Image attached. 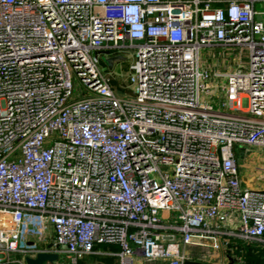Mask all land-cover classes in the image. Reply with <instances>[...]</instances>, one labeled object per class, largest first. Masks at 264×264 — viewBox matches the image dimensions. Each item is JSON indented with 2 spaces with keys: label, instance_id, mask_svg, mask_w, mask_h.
<instances>
[{
  "label": "built area",
  "instance_id": "2783aa9c",
  "mask_svg": "<svg viewBox=\"0 0 264 264\" xmlns=\"http://www.w3.org/2000/svg\"><path fill=\"white\" fill-rule=\"evenodd\" d=\"M133 54L115 84L101 58ZM251 145L264 0H0V264L101 244L118 264H182L189 245L264 258V187L235 151ZM28 215L50 247H22Z\"/></svg>",
  "mask_w": 264,
  "mask_h": 264
},
{
  "label": "rangeland",
  "instance_id": "374dc122",
  "mask_svg": "<svg viewBox=\"0 0 264 264\" xmlns=\"http://www.w3.org/2000/svg\"><path fill=\"white\" fill-rule=\"evenodd\" d=\"M132 49H130L131 51ZM208 59L211 61L212 57L208 56ZM134 60V54L128 55L123 59H120L118 62L115 63L114 67H109L108 63L104 60V58H101V64L102 66H104V69H108V70H112V71H116L114 76V82L115 84H119V83H128L129 82V78L124 79V74L128 73L131 69L129 67L130 63ZM242 60H247V55L245 53H243L242 56ZM74 82L75 79H74ZM235 151L239 152V148H235ZM246 157L247 160L254 166H259L260 164V160L259 158H262V156L264 155V146H257V145H251V146H246ZM256 170V169H255ZM260 170L257 168V172H259ZM40 223H38V221L35 219L34 216H27L23 226H22V231H21V245H23L22 247H26L27 245H29L31 248L33 246V244H36V246H43L44 244H47L48 242L52 241V233L50 230L49 225H47V227H45L44 229L39 228V230L37 229V227H39ZM44 225V224H43ZM100 246H105L108 247L106 244H101ZM115 248V247H113ZM186 251H187V255L189 256V258L191 257H195L194 259H201L207 262H215L217 260V258L215 257L216 255V249L211 248L209 246L207 247H201V246H193V245H189L186 247ZM220 254L221 256L224 255L225 250L224 249H220ZM13 255V254H12ZM14 255H19V253H15ZM96 255H86L83 259V262H94L95 264H98L97 262L99 260H101L100 257H97ZM244 258V257H243ZM80 260V261H81ZM110 262L115 260V256L110 257ZM56 262H44L43 264H68V259L65 257L64 253H60L58 258L55 259ZM226 261V260H225ZM228 261V260H227ZM237 264H246V262H239ZM264 264V263H262Z\"/></svg>",
  "mask_w": 264,
  "mask_h": 264
},
{
  "label": "crops",
  "instance_id": "0c3cea01",
  "mask_svg": "<svg viewBox=\"0 0 264 264\" xmlns=\"http://www.w3.org/2000/svg\"><path fill=\"white\" fill-rule=\"evenodd\" d=\"M238 148H239V152H238V154L236 152V156H237V160L239 163V175L241 177L242 182L248 186L264 187V173H262L261 171L257 172V169L255 170V168L252 167V164L247 160L246 153H245L246 152V146H242V147H238ZM263 157H264V155L262 156V158H259V159H261L260 163L262 162ZM51 233L53 235L52 230H51ZM106 245L108 247H105V246H99L98 247L101 250V252L92 254V255L97 254V257L101 258V260H99L97 263L98 264H118L117 256L115 254L108 253V251H110V250H116L117 246L115 244H106ZM113 247H115V248H113ZM112 256H115V260L110 262L111 261L110 257H112ZM83 258H81V259H83ZM191 258H195V257H191ZM80 260H79V264H95L94 262H83V260H81V261Z\"/></svg>",
  "mask_w": 264,
  "mask_h": 264
},
{
  "label": "water",
  "instance_id": "95a60500",
  "mask_svg": "<svg viewBox=\"0 0 264 264\" xmlns=\"http://www.w3.org/2000/svg\"><path fill=\"white\" fill-rule=\"evenodd\" d=\"M124 56L119 55L115 58H106L105 61L111 65L115 59H123ZM52 242H48L47 246L50 247ZM57 259V253L51 250H39L34 255H26L24 264H43L44 262L53 263ZM182 264H214L201 259L185 258Z\"/></svg>",
  "mask_w": 264,
  "mask_h": 264
},
{
  "label": "trees",
  "instance_id": "16d2710c",
  "mask_svg": "<svg viewBox=\"0 0 264 264\" xmlns=\"http://www.w3.org/2000/svg\"><path fill=\"white\" fill-rule=\"evenodd\" d=\"M243 257L246 264H262L264 263V258L262 250L255 243H244ZM79 264V263H78Z\"/></svg>",
  "mask_w": 264,
  "mask_h": 264
}]
</instances>
